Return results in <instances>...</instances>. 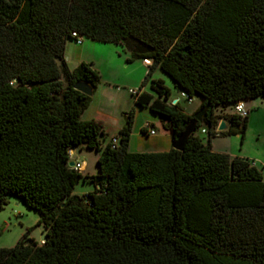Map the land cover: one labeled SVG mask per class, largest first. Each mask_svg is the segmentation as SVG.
I'll return each mask as SVG.
<instances>
[{
    "label": "trees",
    "instance_id": "16d2710c",
    "mask_svg": "<svg viewBox=\"0 0 264 264\" xmlns=\"http://www.w3.org/2000/svg\"><path fill=\"white\" fill-rule=\"evenodd\" d=\"M83 37L150 61L131 96L172 142L192 115L152 73L207 105L183 150L129 151L130 115L117 144H102L101 122L80 119L91 97L73 88L95 91L100 74L65 60L67 40ZM255 98H264V0H0V207L16 197L43 229L40 242L27 229L0 248V264H264V170L210 144L242 140L249 116L229 114L216 131L214 109ZM83 146L98 152L89 180L68 166ZM80 180L93 190L74 194Z\"/></svg>",
    "mask_w": 264,
    "mask_h": 264
},
{
    "label": "rangeland",
    "instance_id": "374dc122",
    "mask_svg": "<svg viewBox=\"0 0 264 264\" xmlns=\"http://www.w3.org/2000/svg\"><path fill=\"white\" fill-rule=\"evenodd\" d=\"M82 42L81 46L67 40L65 59L69 68H72L75 61L81 57L84 62L93 65L101 79L91 96L89 106L82 112L80 119L83 121L94 119L101 122L106 134V138L101 142L105 144L117 135L119 131L117 129L125 124L127 115H130L129 151L160 152L171 149L170 136L165 135L164 123L147 109L137 107L134 104L133 96L128 92L129 89H137L145 75L139 65L142 59L127 62L126 60L131 56L130 52L126 50V46L91 41L84 37ZM152 79L163 81L164 86L169 89V103L177 100L186 113H190L196 108L200 109L198 96H193L191 102H188L181 96V91L172 80L159 69L152 73ZM145 90L149 92L148 85ZM246 107L250 111L244 138L241 140L239 135L225 136L223 141L219 140L218 143H213V146L226 150L229 155L247 159L258 169L264 170V98L247 101ZM213 112L217 117L216 131L220 121L229 125L226 117L233 113V107L230 104L217 107ZM145 123L155 129V135H146L141 132ZM196 135L202 140L207 138L206 134L200 131ZM214 139L216 138L212 140ZM97 157L96 150L83 146L77 147L74 153L71 152L69 161H73V168L89 180L97 173ZM84 163L86 166L84 170H81ZM92 190L93 183L80 180L74 187V194L81 195ZM39 218L40 215L37 211L25 207L16 197H7V202L0 207V248L13 247L27 229H30L29 237L40 242L43 238V229L41 225H36Z\"/></svg>",
    "mask_w": 264,
    "mask_h": 264
},
{
    "label": "water",
    "instance_id": "95a60500",
    "mask_svg": "<svg viewBox=\"0 0 264 264\" xmlns=\"http://www.w3.org/2000/svg\"><path fill=\"white\" fill-rule=\"evenodd\" d=\"M73 88L89 97H91L94 93L93 86L86 81L76 82ZM176 102L177 100H173L171 103L175 104ZM206 111H207V105H203L202 107H200L199 110H197L196 112L192 114L190 120L188 121V123L186 124L182 132L172 142L173 149L179 150V151L183 150V147L188 137L195 132L197 128L196 127L197 123L200 122L202 118L206 115ZM227 128H228V125L224 121H220L217 127V131H223V130H226ZM73 165H74L73 161L68 162V166L73 167Z\"/></svg>",
    "mask_w": 264,
    "mask_h": 264
},
{
    "label": "built area",
    "instance_id": "2783aa9c",
    "mask_svg": "<svg viewBox=\"0 0 264 264\" xmlns=\"http://www.w3.org/2000/svg\"><path fill=\"white\" fill-rule=\"evenodd\" d=\"M72 36L77 37L76 34L73 32ZM76 44H81V39L77 38L76 39ZM128 92L130 93V95L133 96H137L139 91L138 89H129ZM182 97H184L188 102H191V99L186 98V96L182 95ZM249 109L246 107L245 103L242 101L236 102L233 105V113L239 115L240 117H245L248 115ZM144 130H145V134L146 135H155L156 131L154 128H151V126H149L148 124L144 125ZM202 133L205 132V130H201ZM118 142V139L116 137H112L111 138V143L112 145H116ZM42 242V241H41Z\"/></svg>",
    "mask_w": 264,
    "mask_h": 264
},
{
    "label": "crops",
    "instance_id": "0c3cea01",
    "mask_svg": "<svg viewBox=\"0 0 264 264\" xmlns=\"http://www.w3.org/2000/svg\"><path fill=\"white\" fill-rule=\"evenodd\" d=\"M90 40V39H89ZM92 41V40H91ZM72 43H74V42H72ZM75 44V43H74ZM76 45V44H75ZM83 45V42H82V44H81V46ZM65 53H66V48H65ZM66 60V59H65ZM81 61H84L83 60V58H81L80 57V59H78V60H76L75 61V63H74V65H73V67L72 68H70V69H73L74 67H76ZM150 63V61L148 60V59H145V60H142V62H140L139 63V65H140V70H142V73L144 74V72L146 73V71H147V66H148V64ZM67 65H68V63H67ZM69 67V66H68ZM92 67H93V65H92ZM95 69V68H94ZM156 70H158V69H156ZM100 79H101V76H100ZM146 86H147V84L145 85V86H143L142 87V89H141V91H146L145 90V88H146ZM200 103H201V100H200ZM245 105H246V102H245ZM200 106V105H199ZM198 106V107H199ZM198 108H196L194 111H192V112H190V113H187V114H189V115H192L194 112H196V110H197ZM146 124H148V123H145V125ZM149 125V124H148ZM150 126V125H149ZM120 128V127H119ZM119 128L117 129V131L119 130ZM141 129H145L144 128V126L141 128ZM165 129V135L167 136H170V140H169V143H171V148H172V139H171V135H170V131L165 127L164 128ZM207 135V134H206ZM167 136V137H168ZM214 138H216V139H214V140H212L211 139V141H210V144H211V149L213 150V151H215V152H222V153H227L226 152V150H222V149H220L219 147H214L213 146V143H218L219 142V140H224L225 139V137L224 136H216V137H214ZM221 142V141H220ZM217 145V144H216ZM74 149L72 150V153H74ZM228 154V153H227ZM231 157H234V156H232V155H230ZM238 157V156H237ZM240 158H242V157H240ZM85 162V161H84Z\"/></svg>",
    "mask_w": 264,
    "mask_h": 264
},
{
    "label": "bare ground",
    "instance_id": "6f19581e",
    "mask_svg": "<svg viewBox=\"0 0 264 264\" xmlns=\"http://www.w3.org/2000/svg\"><path fill=\"white\" fill-rule=\"evenodd\" d=\"M71 152H72V151H71ZM85 166H86V163L82 164V166H81V170H84Z\"/></svg>",
    "mask_w": 264,
    "mask_h": 264
},
{
    "label": "clouds",
    "instance_id": "9594fccd",
    "mask_svg": "<svg viewBox=\"0 0 264 264\" xmlns=\"http://www.w3.org/2000/svg\"><path fill=\"white\" fill-rule=\"evenodd\" d=\"M142 130V129H141Z\"/></svg>",
    "mask_w": 264,
    "mask_h": 264
}]
</instances>
